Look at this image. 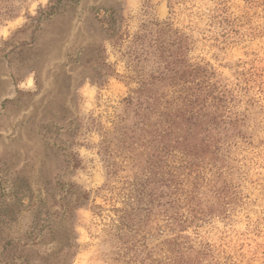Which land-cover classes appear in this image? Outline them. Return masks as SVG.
<instances>
[{
  "label": "rangeland",
  "instance_id": "obj_1",
  "mask_svg": "<svg viewBox=\"0 0 264 264\" xmlns=\"http://www.w3.org/2000/svg\"><path fill=\"white\" fill-rule=\"evenodd\" d=\"M202 93L240 122L211 125L226 161L183 242L264 264V0H0V264L148 263L172 236L161 118ZM137 187L155 200L135 247L116 225Z\"/></svg>",
  "mask_w": 264,
  "mask_h": 264
},
{
  "label": "trees",
  "instance_id": "obj_2",
  "mask_svg": "<svg viewBox=\"0 0 264 264\" xmlns=\"http://www.w3.org/2000/svg\"><path fill=\"white\" fill-rule=\"evenodd\" d=\"M209 96L210 94L208 97L203 94L201 98L189 100L198 101L201 99L203 101L199 104V110L189 109V117L187 119L184 118L186 114L183 113L184 111L176 119L172 117L170 119L161 118L162 122H167L166 126L168 128L163 129L164 135H162L161 144L157 149L158 154L161 156L162 153L167 152L172 157V160L168 161L169 169L166 174L168 175L167 182L170 184L169 187L172 188L170 195L173 197L170 199L169 216L165 226V228L168 227L170 229L172 236L169 240H165V243L162 242L165 247L161 248V251L154 255L150 253V261L148 263L142 261L140 264H201L203 256L209 254L206 250L201 253L203 254L202 256L200 253H195L193 246L186 245L183 242L184 238L189 239L190 236L181 232L191 225L198 227L207 220V213L204 211L205 208L202 205L201 197L206 192L201 191L200 187L203 182H208V184L210 182L205 176L207 172L205 169L211 171L212 167L216 166L217 161H226L225 157L220 158L222 144L220 143L219 135L212 136L213 133L211 134L210 132L212 129L211 125L221 128L222 125L219 123H222L224 124L223 128L231 127L237 129L236 127L240 122L238 118L230 120L228 117H224L223 114H215L216 116L213 117L212 115L209 117L210 114L206 111L209 104ZM213 98H218L219 101L224 102L220 97ZM219 117L220 120L217 123V118L219 119ZM180 119H182L181 124L178 122ZM180 128L184 129V131H179ZM162 142H164L163 147ZM171 149L179 150L181 155H171V152L168 153ZM221 174H223L221 171L218 172V176ZM223 188L217 190L216 193L218 195L216 196L225 198L220 205L225 212L226 205L234 200L236 194L228 187L224 186ZM209 192H212V189ZM131 195L137 203L136 207L133 206L130 211H126L125 218L120 216L116 228L120 232H129L131 234L129 237L135 240L132 244L135 246L136 243L141 241L137 236L143 235L142 232L146 223L144 222L143 225V220L141 219L145 218L144 221L150 220V204H153L155 199L146 198L145 191L140 190L138 187L136 189L132 188ZM145 210L147 215L142 214ZM213 210H215L214 207H210V211L213 212ZM134 217L136 221H133ZM137 218H139L138 221ZM143 237L145 238V236ZM129 249L125 252L126 255Z\"/></svg>",
  "mask_w": 264,
  "mask_h": 264
}]
</instances>
